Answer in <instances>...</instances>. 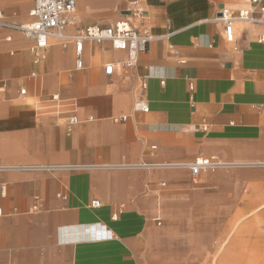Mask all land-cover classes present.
I'll use <instances>...</instances> for the list:
<instances>
[{
	"label": "crops",
	"instance_id": "crops-1",
	"mask_svg": "<svg viewBox=\"0 0 264 264\" xmlns=\"http://www.w3.org/2000/svg\"><path fill=\"white\" fill-rule=\"evenodd\" d=\"M33 1L0 0V264L264 254L249 210L264 207V23H235L229 42L212 20L247 0H138L142 19L127 0H75L70 31L127 20L153 36L133 66L86 40L81 69L74 43L52 41L33 63V42L9 25L31 22ZM196 158L215 165L193 175Z\"/></svg>",
	"mask_w": 264,
	"mask_h": 264
},
{
	"label": "built area",
	"instance_id": "built-area-1",
	"mask_svg": "<svg viewBox=\"0 0 264 264\" xmlns=\"http://www.w3.org/2000/svg\"><path fill=\"white\" fill-rule=\"evenodd\" d=\"M127 1L129 2L128 15L132 18L142 19L143 10L138 5V0ZM33 3L34 5L29 11V15L32 17L31 22L27 24L12 23L9 25L20 30L25 39L33 42L30 46V53L33 56L34 64H39L45 58L44 51L52 41L62 46L74 43L75 68L81 69L82 59L80 54L83 43L86 40H90L94 42L110 41L114 49L126 50L129 54V59L124 64L133 66L137 60L140 48L153 39L152 35L146 34L127 20H120L107 26L98 24L87 26L79 31H70L69 26L74 22L76 11L75 0H34ZM212 20L223 23L226 39L229 42H234L233 27L235 23H264V0H247V5L240 7L238 10H232L222 5L218 8L216 17ZM258 40L264 42V34H261ZM169 50L173 53H178L172 46H170ZM112 69L113 65L108 63L104 67V72L112 74ZM141 87L145 88V82L141 83ZM189 88L191 90L194 89L192 82H189ZM20 92L22 94L25 93L24 89H21ZM132 107L134 111L147 112L149 110L147 103L141 98L136 99ZM126 118L127 115L121 116L122 120H126ZM76 120V117L73 116L69 119V123H75ZM214 165L215 162L211 158H196V160L185 166L193 175H196ZM140 166L149 167L151 165L141 163ZM92 205L94 207L99 206V200H93Z\"/></svg>",
	"mask_w": 264,
	"mask_h": 264
},
{
	"label": "rangeland",
	"instance_id": "rangeland-1",
	"mask_svg": "<svg viewBox=\"0 0 264 264\" xmlns=\"http://www.w3.org/2000/svg\"><path fill=\"white\" fill-rule=\"evenodd\" d=\"M240 25H248V24H240ZM251 210L250 214L254 217H262V219L258 218V223L253 224L254 228L257 229L256 233V240H257V245L259 246V252H264V207L263 208H253L249 209ZM253 210V211H252ZM263 246L261 249L260 247ZM213 264H218L217 261L218 259L214 257L212 260ZM249 262H252V264H264V254H258V255H253V256H243L241 258V263L242 264H248Z\"/></svg>",
	"mask_w": 264,
	"mask_h": 264
}]
</instances>
